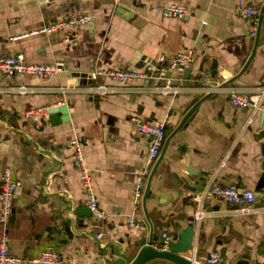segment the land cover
Segmentation results:
<instances>
[{
  "label": "crops",
  "instance_id": "crops-1",
  "mask_svg": "<svg viewBox=\"0 0 264 264\" xmlns=\"http://www.w3.org/2000/svg\"><path fill=\"white\" fill-rule=\"evenodd\" d=\"M238 1L0 0V56L23 52L29 62L63 68L48 78L0 75V170L23 182L9 225L10 251L23 264L50 247L59 264L132 261L150 242L161 249L163 232L177 241L190 225L201 264L212 251L220 253L217 264H264L261 201L249 212L219 199L204 202L206 215L196 219L197 196L213 180L264 192V102L257 111L237 110L230 97L264 87V0H246L258 12L255 35L235 12ZM172 4L185 6L188 15L166 18ZM81 15L92 22L32 33ZM184 49H193L195 58L185 73L169 72L178 88L170 94L157 90L165 82L145 88L91 77L97 69L158 68L162 57ZM99 84L114 90L91 89ZM215 84L223 89L208 93ZM41 106L50 110L38 125L28 111ZM133 116L166 124L158 160H150V139ZM76 137L108 220L96 219L87 206L74 165ZM140 176L145 188L137 200ZM131 217L140 227L129 226Z\"/></svg>",
  "mask_w": 264,
  "mask_h": 264
},
{
  "label": "built area",
  "instance_id": "built-area-1",
  "mask_svg": "<svg viewBox=\"0 0 264 264\" xmlns=\"http://www.w3.org/2000/svg\"><path fill=\"white\" fill-rule=\"evenodd\" d=\"M144 1V0H140ZM235 12L247 20L252 26V34L255 35L258 30L259 17L257 10L249 5L246 0H239L236 4ZM166 18H184L188 15L185 6L180 4H172L164 10ZM92 16L81 15L75 18L60 20L43 26L37 30L35 34H55L61 31H68L79 26L92 22ZM26 36V35H23ZM22 36V37H23ZM17 39V38H16ZM195 58L193 49H184L170 58L162 57L158 68H140L129 70H95L91 77L96 81L98 78L104 80H112L120 85L137 83L145 88L151 86L154 81L158 83L165 82L164 85L157 87V90L164 94L176 92L178 88L174 85L176 79H173L168 74L174 72L183 74L188 70ZM63 68L60 65H47L29 62L23 52H19L12 56H0V75L16 76L30 75L39 78H48L60 74ZM205 78H210L208 73ZM93 91L100 94H106L114 90L106 84H99L91 88ZM221 84H215L206 88L208 93H213L222 90ZM29 89L21 87L20 91L26 92ZM254 94L245 92H232L231 103L237 110H245L252 108L257 111L261 108L264 102V87L256 90ZM50 108L41 106L32 108L28 111V115L37 118V124L41 125L43 119L48 116ZM132 121L138 125L139 131L149 137V158L151 161L159 159L163 146L167 138L166 124L164 122L148 123L139 116H133ZM74 149V165L80 172V177L86 193V203L92 214L98 220H108L109 216L105 214L97 200L95 194V177L90 172L83 149V143L80 138L76 137L72 141ZM0 264H23L25 260L14 255L10 251L9 225L14 209V200L16 192L23 186V182L16 179L10 169L0 170ZM145 188V177L140 176L137 180L135 197L140 200L143 196ZM200 201L196 219L200 221L206 212L203 209L204 202H211L219 199L230 204L239 206V212L251 211L250 206L254 205L258 200L263 203V207L258 208V211L264 210V192H256L251 189H240L235 185H221L217 181H211L207 188L197 196ZM257 210V209H255ZM130 227H140V224L134 217L129 218ZM98 239L103 237L101 232L96 234ZM162 250H168L170 243L175 241V237L169 232H163ZM221 260L218 251H212L206 259V264H217ZM32 264H59L60 258L56 250L52 247L48 248L40 255L29 260Z\"/></svg>",
  "mask_w": 264,
  "mask_h": 264
},
{
  "label": "water",
  "instance_id": "water-1",
  "mask_svg": "<svg viewBox=\"0 0 264 264\" xmlns=\"http://www.w3.org/2000/svg\"><path fill=\"white\" fill-rule=\"evenodd\" d=\"M62 112L67 113L66 107L60 109ZM53 109L50 112H56ZM196 237V230L193 225H190L185 230L180 232V238L177 241L170 243L168 250H162L153 246L150 242L147 246L143 247L135 259L130 261L128 258L120 257L114 260L111 264H148L155 260H165L173 264H201L200 257L194 252V243ZM192 252V255L188 254ZM225 255V251L222 252Z\"/></svg>",
  "mask_w": 264,
  "mask_h": 264
}]
</instances>
